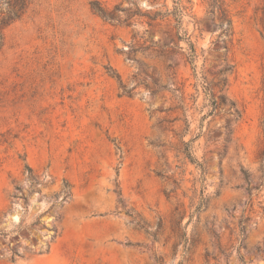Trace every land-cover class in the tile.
Listing matches in <instances>:
<instances>
[{
	"label": "rangeland",
	"instance_id": "374dc122",
	"mask_svg": "<svg viewBox=\"0 0 264 264\" xmlns=\"http://www.w3.org/2000/svg\"><path fill=\"white\" fill-rule=\"evenodd\" d=\"M31 1L0 49V264H264V0H220L226 39L210 0H182L194 64L185 39L157 51L177 22L151 27L149 0ZM204 76L240 119L223 107L203 119ZM177 116L191 123L185 141L200 134L204 173Z\"/></svg>",
	"mask_w": 264,
	"mask_h": 264
},
{
	"label": "trees",
	"instance_id": "16d2710c",
	"mask_svg": "<svg viewBox=\"0 0 264 264\" xmlns=\"http://www.w3.org/2000/svg\"><path fill=\"white\" fill-rule=\"evenodd\" d=\"M152 3V8L145 13V15L149 18V24L151 27H154L156 25H161L163 22H168V25H170L172 18L176 20V24L173 28H176V32H172V30H168L167 34L170 38V41L164 43L163 46H160L157 50L162 55H165L169 52V50L173 49L171 44H176L177 41H181L185 39L188 43V53H187V60L194 64L197 57H198V49L196 43L192 40V37L188 35V32H185V34H181V26L183 17L185 15V11L187 7H185L182 4V0L177 1V5L170 9L166 3L162 4L160 6L159 0H149ZM32 4L31 0H0V49L4 46L5 43V32L6 30L15 24L16 22L22 20L27 12L30 9V6ZM210 7L212 8L210 13L211 15H215L218 10V21L216 23V28L220 31L219 38L226 39L228 37L233 36L234 34V27H233V21L230 18L228 12L223 9V3L220 2V0H210ZM116 8H119L118 6ZM117 10L108 11L106 9H101V13L104 17L112 19V20H121L120 15L116 13ZM187 35V37H186ZM168 67H171V64H169ZM233 65L227 64L225 67L221 68L217 74L219 76V80L217 82V86L220 87V90L223 91V87L227 84L228 77L225 75L226 72L232 71ZM115 76L118 78L121 88L123 90L124 94L127 95H134V88L130 87L127 83H125L122 79V76L119 72L114 71L113 72ZM153 84L152 86H149L150 92L152 95H156L160 92V85H159V79L155 77L154 75L151 76ZM204 87L206 90V95L208 96V103L206 106H208V112L203 116V119L206 117H209L211 115H214L219 108L223 107L226 108L227 113H229L234 119L238 120L242 117V111L237 106L236 102L228 97L226 93H219L216 94L213 91L212 84L207 81V78L204 76ZM181 104L176 106L175 108H180L185 111V107L183 105L184 98L181 99ZM183 120L185 123V127L183 128L182 134H180V140L181 144L183 145V153L185 156L194 164L197 165V167L202 169V172H205V166L204 163L199 161L198 158L194 155L192 150V143L200 137V134L196 136V138L190 139L188 141L184 140V136L186 133L189 132L191 123L188 121L187 118H181L177 116L175 118V121ZM262 125L264 128V116L262 119ZM202 127V126H201ZM227 131L230 133H233V131L230 129V123L228 122L226 125ZM261 163H260V171H261V182L259 187L264 186V147L261 151ZM30 169V168H29ZM243 174L247 181H249V172L247 170H243ZM258 187V188H259ZM68 188V187H66ZM249 193L252 194L251 190H249ZM204 204V198H202V203L197 206L195 212H199ZM249 218L241 219L240 220V230H239V238H240V245H242V238L246 234V223ZM20 251L14 249V253L12 256V260H15L16 256H20ZM243 264H247V262L244 260L243 257H241Z\"/></svg>",
	"mask_w": 264,
	"mask_h": 264
}]
</instances>
